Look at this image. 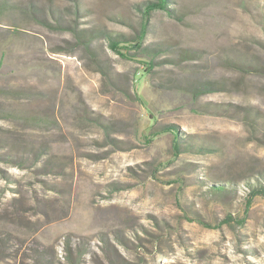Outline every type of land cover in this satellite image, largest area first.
<instances>
[{
  "label": "rangeland",
  "instance_id": "374dc122",
  "mask_svg": "<svg viewBox=\"0 0 264 264\" xmlns=\"http://www.w3.org/2000/svg\"><path fill=\"white\" fill-rule=\"evenodd\" d=\"M148 1L0 0V264H264V0Z\"/></svg>",
  "mask_w": 264,
  "mask_h": 264
},
{
  "label": "trees",
  "instance_id": "16d2710c",
  "mask_svg": "<svg viewBox=\"0 0 264 264\" xmlns=\"http://www.w3.org/2000/svg\"><path fill=\"white\" fill-rule=\"evenodd\" d=\"M169 0H157V1H148L146 3V7H145V13L146 15H149L152 11H154L157 8H168L167 4H168ZM145 32V28L142 29V33ZM142 35V34H141ZM140 35V36H141ZM110 36V46L111 48H113L114 50L118 51L119 53H123L121 52V48L119 46V43L122 42V40H120V38L115 37L112 33H109ZM144 48V46H143ZM123 55H126L123 53ZM258 193H264V187H260V188H256L255 189Z\"/></svg>",
  "mask_w": 264,
  "mask_h": 264
}]
</instances>
